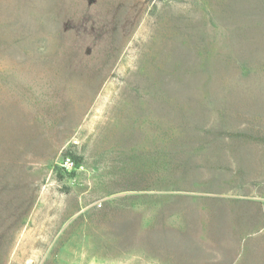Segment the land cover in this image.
I'll return each mask as SVG.
<instances>
[{"label":"rangeland","instance_id":"obj_1","mask_svg":"<svg viewBox=\"0 0 264 264\" xmlns=\"http://www.w3.org/2000/svg\"><path fill=\"white\" fill-rule=\"evenodd\" d=\"M0 264H264V0H0Z\"/></svg>","mask_w":264,"mask_h":264},{"label":"built area","instance_id":"obj_2","mask_svg":"<svg viewBox=\"0 0 264 264\" xmlns=\"http://www.w3.org/2000/svg\"><path fill=\"white\" fill-rule=\"evenodd\" d=\"M60 166L64 170L70 171L74 169V162L69 157H65L61 160Z\"/></svg>","mask_w":264,"mask_h":264},{"label":"trees","instance_id":"obj_3","mask_svg":"<svg viewBox=\"0 0 264 264\" xmlns=\"http://www.w3.org/2000/svg\"><path fill=\"white\" fill-rule=\"evenodd\" d=\"M63 157H69L74 163H76V159H75V158L72 156V154H70V153L67 154V153L65 152V153L63 154ZM71 175H73L72 172L69 174V176H71Z\"/></svg>","mask_w":264,"mask_h":264}]
</instances>
